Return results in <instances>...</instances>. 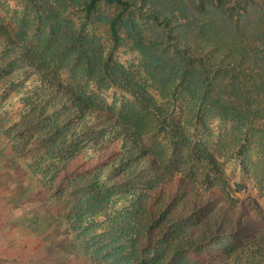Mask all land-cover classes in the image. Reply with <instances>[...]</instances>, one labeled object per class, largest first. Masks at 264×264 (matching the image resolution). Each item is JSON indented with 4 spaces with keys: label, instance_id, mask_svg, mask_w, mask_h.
Instances as JSON below:
<instances>
[{
    "label": "trees",
    "instance_id": "obj_1",
    "mask_svg": "<svg viewBox=\"0 0 264 264\" xmlns=\"http://www.w3.org/2000/svg\"><path fill=\"white\" fill-rule=\"evenodd\" d=\"M22 1L18 31L0 24V163L63 203L91 263L264 264V206L209 182L230 164L264 184V0ZM110 89L181 138L203 185L145 153Z\"/></svg>",
    "mask_w": 264,
    "mask_h": 264
},
{
    "label": "rangeland",
    "instance_id": "obj_2",
    "mask_svg": "<svg viewBox=\"0 0 264 264\" xmlns=\"http://www.w3.org/2000/svg\"><path fill=\"white\" fill-rule=\"evenodd\" d=\"M25 6L22 0H0V24L16 33L19 29L17 13ZM70 13L75 19L73 12ZM33 44L37 45L35 41ZM119 58L129 61L134 56L120 53ZM103 102L117 109V115L128 123L130 132L142 134L143 147L148 150L145 153L149 157L153 153L158 155L162 161L160 168L166 174L183 176L199 186L205 183L202 174L192 170L191 156L181 138L178 135L170 138L166 136L168 133L158 131L130 95L116 89L102 91L100 103ZM141 159L146 161L148 157ZM7 166L8 169H2ZM13 166L9 165V160L0 163V264H92L62 222L63 203L53 201L43 185L28 176L21 165ZM224 168L223 177L213 176L209 181L223 194L224 202L229 201L234 210L244 199H256L264 206V184L248 179L235 165L225 164ZM77 169L75 167V171Z\"/></svg>",
    "mask_w": 264,
    "mask_h": 264
}]
</instances>
